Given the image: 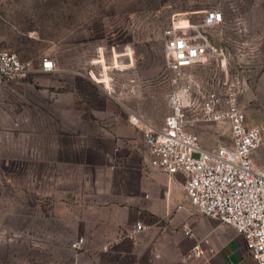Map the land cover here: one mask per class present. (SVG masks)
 I'll list each match as a JSON object with an SVG mask.
<instances>
[{"label": "rangeland", "instance_id": "374dc122", "mask_svg": "<svg viewBox=\"0 0 264 264\" xmlns=\"http://www.w3.org/2000/svg\"><path fill=\"white\" fill-rule=\"evenodd\" d=\"M220 1L0 0V47L31 60L35 69L0 87V196L10 197L16 174L47 187L76 173L77 180L82 175L106 187L107 169L131 151L146 162L142 135L130 125L126 107L163 125L173 87L164 64V28L175 14L190 12L197 20L198 12ZM245 2L249 29L264 38V0ZM212 37L219 41L218 32ZM260 51L264 58V39ZM45 58L54 71L40 70ZM192 70L214 77L211 66ZM193 131L206 145L221 132L208 124Z\"/></svg>", "mask_w": 264, "mask_h": 264}, {"label": "built area", "instance_id": "2783aa9c", "mask_svg": "<svg viewBox=\"0 0 264 264\" xmlns=\"http://www.w3.org/2000/svg\"><path fill=\"white\" fill-rule=\"evenodd\" d=\"M248 9L245 0H221L198 12L197 20L190 12L175 14L163 31L164 64L173 83L163 125L155 126L133 108L126 111L130 125L142 135L150 166L171 178L182 174L185 198L192 208L232 226L243 236L248 254L264 264V169L252 160L264 144V127L248 126L240 102L255 87L264 63L261 37L249 29ZM214 31L219 33L218 42L212 37ZM195 66H211L214 77H201L192 70ZM40 70L52 72L55 64L45 58ZM34 71L31 60L0 47V87ZM201 124L219 128L215 144L204 145L193 131ZM143 229L138 223L118 241L135 239ZM186 233L192 235L190 230ZM24 236L0 220V241L13 243ZM72 246L82 249L84 239ZM204 254L199 242L186 260Z\"/></svg>", "mask_w": 264, "mask_h": 264}, {"label": "crops", "instance_id": "0c3cea01", "mask_svg": "<svg viewBox=\"0 0 264 264\" xmlns=\"http://www.w3.org/2000/svg\"><path fill=\"white\" fill-rule=\"evenodd\" d=\"M263 39L261 36V43ZM240 102L248 126L264 127V69L255 87L245 92ZM115 140L114 137V146ZM252 160L256 167L264 169V144L253 153ZM110 169L106 187L82 175L77 180L76 173L47 187L33 182L32 176L11 177L10 197L0 196V220L25 236L13 243L0 241V262L257 264L248 254L243 236L232 226L192 208L185 198L182 174L171 178L154 170L148 158L145 162L132 151ZM74 180L78 181L74 186H66L67 181ZM138 223L145 229L136 233L135 239L118 241L122 234L135 230ZM20 224L26 228L20 229ZM79 238L84 239V246L77 250L72 244ZM199 242L205 254L186 260V254ZM156 254L160 257L156 258Z\"/></svg>", "mask_w": 264, "mask_h": 264}]
</instances>
